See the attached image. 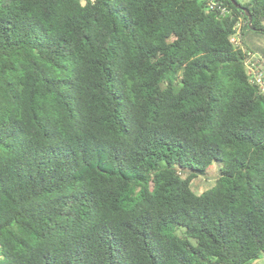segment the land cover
Listing matches in <instances>:
<instances>
[{"label":"trees","instance_id":"16d2710c","mask_svg":"<svg viewBox=\"0 0 264 264\" xmlns=\"http://www.w3.org/2000/svg\"><path fill=\"white\" fill-rule=\"evenodd\" d=\"M235 1L253 29L230 0H0V264L264 257V0Z\"/></svg>","mask_w":264,"mask_h":264},{"label":"rangeland","instance_id":"374dc122","mask_svg":"<svg viewBox=\"0 0 264 264\" xmlns=\"http://www.w3.org/2000/svg\"><path fill=\"white\" fill-rule=\"evenodd\" d=\"M239 23H240V25H243L244 20L242 17H240ZM244 42L246 44H249V45L250 44L258 45L264 51V35H262L261 33H256V35L253 38L251 36H249L248 34H245L244 35ZM240 45L243 49L245 48L242 43H240ZM210 174L214 175L213 170H212V172H210ZM212 183H213L212 177H210L207 180L203 177H197V178H194L192 180L191 187L193 188L194 192L200 193L203 190L209 188L212 185ZM251 264H264V257L260 256L255 261H253Z\"/></svg>","mask_w":264,"mask_h":264},{"label":"built area","instance_id":"2783aa9c","mask_svg":"<svg viewBox=\"0 0 264 264\" xmlns=\"http://www.w3.org/2000/svg\"><path fill=\"white\" fill-rule=\"evenodd\" d=\"M239 25V22L237 26ZM238 30L233 37V40H238ZM264 59L258 53L248 52L245 58L244 64L249 75V80L254 83L259 90L264 93V71L262 69V63Z\"/></svg>","mask_w":264,"mask_h":264},{"label":"water","instance_id":"95a60500","mask_svg":"<svg viewBox=\"0 0 264 264\" xmlns=\"http://www.w3.org/2000/svg\"><path fill=\"white\" fill-rule=\"evenodd\" d=\"M235 6H237L238 8H240L244 14L246 15L247 19H248V25L251 29H253V26L251 25V21H252V16L250 15V13L248 12L247 9L241 7L239 4H237V2L235 0H230Z\"/></svg>","mask_w":264,"mask_h":264}]
</instances>
